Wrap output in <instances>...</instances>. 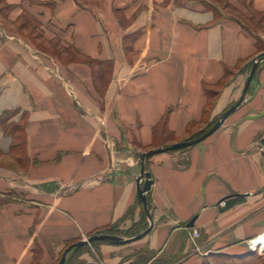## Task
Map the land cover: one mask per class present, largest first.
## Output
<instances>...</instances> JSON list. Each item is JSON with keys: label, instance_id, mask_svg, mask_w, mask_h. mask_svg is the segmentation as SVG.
<instances>
[{"label": "crops", "instance_id": "1", "mask_svg": "<svg viewBox=\"0 0 264 264\" xmlns=\"http://www.w3.org/2000/svg\"><path fill=\"white\" fill-rule=\"evenodd\" d=\"M227 2L249 18L264 15V0ZM209 5L0 0V153L15 164L0 166V264H56L68 244L121 225L129 213L138 218L137 155L162 136L165 117L179 141L209 111L220 116L240 98L238 67L256 55V40L223 4L215 6L221 19ZM25 15L58 53L3 23ZM9 124L21 128L22 146L6 134ZM187 149L146 163L151 232L123 245H90L82 264H133L136 251L201 264L209 253L239 255L264 235V64L237 111ZM193 230L201 236L196 253Z\"/></svg>", "mask_w": 264, "mask_h": 264}, {"label": "rangeland", "instance_id": "2", "mask_svg": "<svg viewBox=\"0 0 264 264\" xmlns=\"http://www.w3.org/2000/svg\"><path fill=\"white\" fill-rule=\"evenodd\" d=\"M222 12H224V14H232L234 17H238V18H241L243 21H244V24H248L249 26H250V28L253 30L254 29V34H255V36H256V38L258 39V44H257V51H256V55L253 57V58H251V59H249V60H247V61H245L244 63H243V69H242V71H243V75H244V77H243V80H242V83L240 84V87H239V91H240V98H241V96H242V93H243V89H244V87H245V84H246V81H247V79H248V77H249V75H250V73H251V70H252V68H253V65L255 64V62H257L258 64H259V66L260 65H262V64H264V41L262 42V40L260 39V35H264V27H263V21H262V17L260 16V15H257L256 16V19H255V21H252V22H247L245 19H249V17H247L246 15H244V14H242V12L240 13V14H238L235 10H232V9H224ZM222 12H221V15H222ZM223 16V15H222ZM244 18V19H243ZM0 19L2 20V17L0 16ZM24 22H26L25 23V25L24 26H21V25H23L24 24ZM3 23L5 24V26L7 27V28H9V29H11V30H14V31H16V32H18V33H20V34H22V35H24V36H29L31 39H34L35 40V42H34V44L35 45H37V47L39 48V49H41V50H43V51H46V52H51V51H54V52H56V53H58V51L59 50H56V49H61L60 47H58V45L56 44V43H49V42H46V41H44V40H42V39H40V37H38V35H39V32L37 31V25L34 23V22H32L28 17H25V18H23L22 19V21L20 20V22L19 23H14V24H12V23H8L7 21H5L4 19H3ZM39 39V40H38ZM250 89V88H249ZM238 91V92H239ZM249 92V91H248ZM248 94V93H247ZM239 98V99H240ZM239 99L237 100V101H235V103L234 104H232V105H230V107L229 108H231L233 105H235L238 101H239ZM246 99V98H245ZM236 100V99H235ZM215 114V113H214ZM213 114V116H211L212 114H211V112L209 111L208 113H207V118H206V120H203L202 122H200V123H198L197 124V127H195V129H193L192 131H191V134L193 133V132H195V131H198V130H200V129H202V128H204L205 127V124L206 123H209L210 122V120L212 119V117H217L218 115H214ZM221 116V115H220ZM215 119V118H214ZM14 125L15 124H9L7 127H5V130H6V132L7 131H11L12 130V133L14 132V129H12V127H14ZM21 128L20 127H18V128H16V131L13 133L14 135H16L17 136V138L15 139L16 140V144L17 145H20L21 144V142H22V135H21ZM196 133V132H195ZM185 139V138H184ZM184 139H182V140H184ZM182 140H179V142H181ZM178 142V143H179ZM176 144V143H175ZM152 150V149H151ZM148 151H150V150H145L143 153H146V152H148ZM142 153V154H143ZM10 157H13L14 159L13 160H16V162H17V160L19 159V158H22L23 157V154L22 153H17V154H15V155H12V156H10ZM12 159V158H11ZM137 159L140 161V155L138 154L137 155ZM150 159V158H149ZM148 159V160H149ZM148 160H146V163H147V161ZM10 161V162H9ZM12 165H15L14 164V161H11V160H9V157L8 156H5V155H3L2 153H0V166H4V167H7V166H11L12 167ZM147 165V164H146ZM16 166H17V163H16ZM146 171H148V168H147V166H146ZM144 181V180H143ZM146 196H147V198H149V192L146 194ZM148 200V199H147ZM5 201V203H7V200L5 199L4 200ZM2 203V202H1ZM143 206V204L139 201V199H138V201H137V203H136V207H135V210H137L138 208H140L141 209V214H140V216H138V218H136V217H133V216H129L126 220L127 221H125V222H123L121 225H115V227L116 228H118L119 229V231H126L127 233H125V236H123V238H125V239H130V238H128V234H129V231L130 230H132L135 226H137V225H140V223L143 221V208L144 207H142ZM135 210L134 211H132L133 213L135 212ZM127 222V223H126ZM147 222H148V224H149V226H150V223H149V221H148V217H147ZM149 228V227H148ZM191 228H193V227H191ZM194 231H196V230H193L192 232H191V241H192V244H193V246H192V251H193V253L195 252H200V243H199V239H200V234H199V236L198 237H196L195 236V233H194ZM86 240V239H85ZM142 240V239H141ZM251 240H253V239H251ZM140 241V240H139ZM250 240H248L242 247H241V251H243V253H241V254H239V256L240 255H244V254H250V253H252L251 255L254 257V259L255 260H258L259 261V259H261L260 261H262V262H258L257 264H264V253H257V252H251L250 251V249H249V246H248V242H249ZM77 243V242H76ZM91 245V244H90ZM90 245H87L88 246V248L87 249H85L83 252H85L86 250H88L89 248H90ZM68 248V247H67ZM75 250V249H74ZM64 254V253H63ZM82 254V253H81ZM147 255L148 257L146 258V264H172L171 262H169L168 261V263H167V261H165L164 259H162V258H160V257H156V254L155 253H153V252H149V251H142V252H134L132 255L133 256H135V255ZM217 253L216 252H214V253H209V255H205L204 253H203V256H204V258H203V260H202V263L201 264H209V263H211L213 260H214V258L213 257H216L217 255H216ZM224 254V253H223ZM227 254V253H226ZM63 256V255H62ZM74 256V257H73ZM73 258H75V255H74V251H71L69 254H68V256H67V261H66V263L67 264H77V263H73V261L77 258V256H76V258L75 259H73ZM61 259V256L58 258V260H57V262L59 261ZM80 261V260H79ZM56 262V263H57Z\"/></svg>", "mask_w": 264, "mask_h": 264}, {"label": "trees", "instance_id": "3", "mask_svg": "<svg viewBox=\"0 0 264 264\" xmlns=\"http://www.w3.org/2000/svg\"><path fill=\"white\" fill-rule=\"evenodd\" d=\"M240 1H243V0H240ZM216 3L219 4L220 6H222L221 4H223V9H232V7H230L228 5L227 0H213V5H209V7L212 8L210 10H213L214 13H215V15H216V17L219 18V19H221L222 15H221V12L218 11L217 8L215 9ZM257 15H260L262 17V21H263L264 15L263 14H259V13H255V14H253L252 17H250L249 19H245V20L247 22L255 21ZM230 16H233V15L231 14ZM25 17H28V16L25 15V16L22 17V19L25 18ZM28 18L32 21V19L30 17H28ZM231 18H233L234 21H238L239 24L241 25V27L243 28V30L246 33H248L250 36H252L256 40V45L259 43L258 42V39L256 38V36L254 34L255 33L254 32V29L252 30L248 24L247 25L244 24V21L241 18L234 17V16L231 17ZM22 19H21V21H22ZM25 23L26 22H24V24L21 25V26H24ZM243 63H241L239 65L238 70H242L243 69V66H242ZM228 76H230V75H228ZM208 94H209V98L214 97L213 92L208 91ZM219 118H220V116H217L214 120L210 121L209 123H206L204 128L198 130L196 133L191 134L189 137L185 138L181 142L193 141L195 139L200 138L202 135H204L207 131H209L217 123V121L219 120ZM167 121H168V117H165V119L163 120V123H162V127H161L162 136L155 138V142L153 144L152 150L153 149L166 148V147H169V146H171V145L179 142V141H175L174 138H173V136L167 131V126H166L167 125ZM16 128H18V125L12 127V129H14V132L16 131ZM13 133H12V130L6 132V134L8 136H14ZM15 138H17L16 135H15ZM22 145H23V140H22V142H21L20 145H17L16 144L15 147H20ZM186 150H188V149H182V150L175 151V152H172V153L183 152V151H186ZM232 203L233 202L230 199H227V201L225 202V206L226 205L227 206H231ZM148 208H149V211H150L151 208H150V203L149 202H148ZM128 216H130V213L127 215V218H128ZM148 227H149V224L147 222V215H146V212H145V210L143 208V221L140 223V225H137L132 230H130L129 231V234L127 236H128V238L137 237L138 235H140L143 232H145L148 229ZM125 233H127V232L126 231H119V229L116 228L115 225H114V226H111V227L102 229V230H100V231H98V232L90 235V237L95 236V235H112V236H120V237H123V236H125ZM77 242H79V241H77ZM101 242L102 241L95 242V243H92L91 245L92 246H95V245H97V244H99ZM105 242L108 243V241H105ZM74 243H76V242H74ZM74 243L68 244L63 249V251L61 252V258H62L63 253L67 249V247L71 246ZM87 248H88V246H85V247H82V248H80L78 250H74V249L72 250V251H74L75 258L77 256L76 259L73 258V259H75L73 261V263L82 264L81 261H79V258H80L81 253L85 249H87ZM251 254L252 253H250V254H244V255H240L239 256V255H230V254H226V253L223 254V253L218 252L216 254L217 256L216 257H213L214 260L211 263H209V264H257L261 259H259V261L258 260H255L254 257ZM134 257H136V261L133 264H146V257H141V256L139 257V255H135ZM60 260L56 264H58L60 262ZM260 262H262V261H260ZM37 264H39V263H37Z\"/></svg>", "mask_w": 264, "mask_h": 264}, {"label": "water", "instance_id": "4", "mask_svg": "<svg viewBox=\"0 0 264 264\" xmlns=\"http://www.w3.org/2000/svg\"><path fill=\"white\" fill-rule=\"evenodd\" d=\"M258 67H259V64L257 62H255V64L253 65V68L251 70V73H250V75L246 81L242 96L239 99V101L235 105H233L230 109H228L226 112H224L220 116L217 123L209 131H207L204 135H202L200 138L195 139L193 141L179 142V143L173 144V145L166 147V148L150 150V151L143 153L141 155V158H140L141 164H142L141 165V176L139 179L137 191H138V199L143 204L146 215L150 221V226L145 232L138 235L137 237L130 238V239H125V238L120 237V236H112V235H95V236H92L86 240L79 241V242L74 243L71 246H69L65 250V252H64V254H63V256H62V258L58 264H66L67 256L73 249L78 250L82 247H85V246L90 245V244L95 243V242L108 241L112 245H123V244H127V243L137 242V241L143 239L145 236H147L153 228V219H152L150 212H149L148 200H147L146 194L151 190V187L153 185V181L151 180V174L146 171V160H148L149 158H151L155 155H158V154L170 153V152H175V151H179L182 149H187V148L193 147L195 145L202 143L203 141H205L206 139L211 137L214 133H216L223 126V124L227 121V119L233 113H235L237 111V109L245 101V98H246L247 93L249 91V88H250V86L254 80V77L256 75ZM141 180L142 181L144 180L143 185L140 184ZM196 220H197L196 217L194 219H192L189 226L193 227Z\"/></svg>", "mask_w": 264, "mask_h": 264}, {"label": "built area", "instance_id": "5", "mask_svg": "<svg viewBox=\"0 0 264 264\" xmlns=\"http://www.w3.org/2000/svg\"><path fill=\"white\" fill-rule=\"evenodd\" d=\"M223 205H225V203H223ZM195 233V236L198 237L199 236V232L196 230L194 231ZM264 237V235L260 236V237H257L253 240H250L248 242V246H249V249L250 251L252 252H257V253H264V246L262 244H260V240L261 238Z\"/></svg>", "mask_w": 264, "mask_h": 264}, {"label": "bare ground", "instance_id": "6", "mask_svg": "<svg viewBox=\"0 0 264 264\" xmlns=\"http://www.w3.org/2000/svg\"><path fill=\"white\" fill-rule=\"evenodd\" d=\"M260 244H262L264 246V237L261 238Z\"/></svg>", "mask_w": 264, "mask_h": 264}]
</instances>
